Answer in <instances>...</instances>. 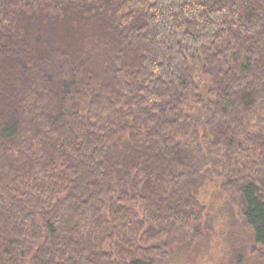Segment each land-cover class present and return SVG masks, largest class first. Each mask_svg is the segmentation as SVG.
Listing matches in <instances>:
<instances>
[{"label": "trees", "instance_id": "16d2710c", "mask_svg": "<svg viewBox=\"0 0 264 264\" xmlns=\"http://www.w3.org/2000/svg\"><path fill=\"white\" fill-rule=\"evenodd\" d=\"M209 179L264 264V0H0V264H160Z\"/></svg>", "mask_w": 264, "mask_h": 264}, {"label": "rangeland", "instance_id": "374dc122", "mask_svg": "<svg viewBox=\"0 0 264 264\" xmlns=\"http://www.w3.org/2000/svg\"><path fill=\"white\" fill-rule=\"evenodd\" d=\"M199 192L200 202L208 214L203 227L209 225L211 231L203 239L175 249L160 264H229L235 243L251 253L254 246L251 231L242 226L238 208L233 206L232 193L221 189L215 179L204 181ZM252 254V260L250 256L247 264H255L259 260L258 254Z\"/></svg>", "mask_w": 264, "mask_h": 264}]
</instances>
